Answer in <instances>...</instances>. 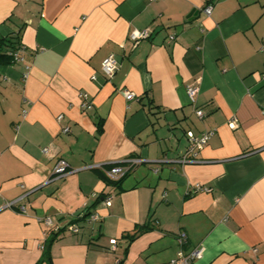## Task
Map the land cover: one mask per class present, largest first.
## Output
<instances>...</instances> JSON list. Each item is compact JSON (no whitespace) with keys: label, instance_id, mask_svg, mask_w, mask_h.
<instances>
[{"label":"crops","instance_id":"crops-1","mask_svg":"<svg viewBox=\"0 0 264 264\" xmlns=\"http://www.w3.org/2000/svg\"><path fill=\"white\" fill-rule=\"evenodd\" d=\"M15 34L24 61L0 63V264H170L181 232L203 251L192 264H264V0H0V43ZM188 131L213 133L195 162ZM129 158L142 164L107 184L104 166ZM59 160L70 173L53 175Z\"/></svg>","mask_w":264,"mask_h":264},{"label":"built area","instance_id":"built-area-1","mask_svg":"<svg viewBox=\"0 0 264 264\" xmlns=\"http://www.w3.org/2000/svg\"><path fill=\"white\" fill-rule=\"evenodd\" d=\"M150 2H158L162 0H149ZM212 11V7L208 6L205 8V13L207 15H210ZM152 36V31L145 29V30H135L131 32L129 35V40L134 44L137 45L139 42L143 40H148ZM173 37H171V40ZM25 50L24 48H20L18 51L13 53V58L17 63L23 62L24 61V54ZM119 69V63L115 59L113 55L108 56L102 63V73L107 81H110L113 76L116 74V72ZM29 75V67H26V72L23 74V79L26 80ZM199 92V89L196 86H188L187 87V95L192 103L195 102V98ZM124 96L127 101H134L138 100L137 96L133 94L132 92H124ZM81 97L83 99L82 103V109L87 112L91 111L93 109V103L89 99L88 95L86 94H81ZM24 114L26 113L25 111L23 112ZM263 114H264V109H263ZM196 116L198 118H203L204 117V112L200 109L196 110ZM62 116H59V121L62 120ZM63 132H68V129H65ZM212 132H204L200 136H196L193 132L188 131L186 133L188 141H189V148L187 151V154L183 161H190V162H195L198 161V155L199 153L204 149L205 145L208 143L209 139L212 136ZM48 150L44 149V152L46 153ZM142 164V160L139 158H129L123 163H117L113 168L107 169L105 171V176L108 180L118 182L124 177L127 176L131 170H133L135 167L138 165ZM91 168H102L100 166H93ZM70 173V166L65 160H59L58 163L56 164L53 175L54 176H64ZM23 188V186H22ZM197 191L201 192H210L211 189L208 187H196ZM24 197L19 198L16 200L14 203L9 204V206H14L18 204L20 201L23 200ZM105 204L107 206H111V199L106 198L105 199ZM17 208L20 213H26L25 206L23 205H17ZM99 216L97 213H92L89 217L88 220L90 222H97L99 221ZM43 222L51 228L54 232H59L60 228L57 226H54L51 218L47 217L43 219ZM73 233L78 232L77 227H73L69 229ZM187 234L185 232H181L178 235L177 241L180 246V250L177 253V256L170 261V264H192L194 261L199 260L202 257L203 251L201 249H194L190 251L189 253H186L183 250L184 245L187 243ZM117 249V241L116 240H111L110 241V250L115 251ZM117 264H121L120 262H117Z\"/></svg>","mask_w":264,"mask_h":264},{"label":"trees","instance_id":"trees-1","mask_svg":"<svg viewBox=\"0 0 264 264\" xmlns=\"http://www.w3.org/2000/svg\"><path fill=\"white\" fill-rule=\"evenodd\" d=\"M20 48H23V47L21 45V40H20V35L19 34L10 35V36H7L5 38H2L1 39V43H0V63H3V64H16L17 62L13 58V53L16 52V51H18ZM115 165L116 164L104 166V168H106V170L107 169H111ZM123 179H121L118 182H114V181L108 180L106 177L104 178V180H105V182L107 184H113L115 186H119L121 184V182L123 181ZM104 198L106 199V197H104ZM99 199H100V197L97 200L99 201ZM91 214L92 213H90V210H86L77 219L78 220L87 219ZM60 232L61 231H59V232H53L52 233L53 235H52L51 241H54V239L57 238V236L60 234ZM45 255L48 256V254H46V253H45ZM48 260H49V264H52L51 261H50V258H48Z\"/></svg>","mask_w":264,"mask_h":264}]
</instances>
